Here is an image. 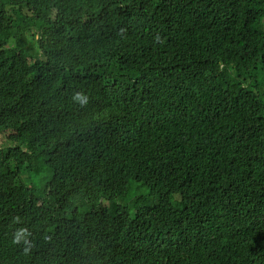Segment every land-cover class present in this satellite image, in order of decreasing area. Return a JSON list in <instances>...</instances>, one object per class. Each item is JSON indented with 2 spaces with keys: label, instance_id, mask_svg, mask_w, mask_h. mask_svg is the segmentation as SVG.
I'll return each mask as SVG.
<instances>
[{
  "label": "trees",
  "instance_id": "obj_1",
  "mask_svg": "<svg viewBox=\"0 0 264 264\" xmlns=\"http://www.w3.org/2000/svg\"><path fill=\"white\" fill-rule=\"evenodd\" d=\"M7 130L0 199L80 167L151 201L59 222L33 201L0 264H264V0H0Z\"/></svg>",
  "mask_w": 264,
  "mask_h": 264
},
{
  "label": "clouds",
  "instance_id": "obj_2",
  "mask_svg": "<svg viewBox=\"0 0 264 264\" xmlns=\"http://www.w3.org/2000/svg\"><path fill=\"white\" fill-rule=\"evenodd\" d=\"M26 132L18 130H7L0 134V148L13 146L17 147L23 140ZM105 155L114 163L118 160L116 155L105 151ZM18 180V179H17ZM39 181V187L32 186V181H25L27 189L21 188L15 184L12 177L8 179L6 190L3 198L0 199V239L11 240L13 225L7 221L9 214H15L21 210H28L31 203L34 201L46 220L59 222L65 217L73 215L87 216L92 211L100 206L108 207V197L117 199L121 196L122 183L116 182V177L110 172L96 176L91 182L95 190H85L84 186L90 183L86 180L83 171L78 170V176L70 183L55 182L52 179ZM28 190L29 193H28ZM78 198H83L88 201L90 207L87 211L81 213L75 207L74 201ZM115 206V204H113ZM137 211L140 209L136 208ZM31 234L30 230L22 228L18 236ZM28 253V252H26ZM22 260L25 264H36L38 262L34 257L26 256ZM14 260L5 263L11 264ZM54 264H60L58 260Z\"/></svg>",
  "mask_w": 264,
  "mask_h": 264
},
{
  "label": "rangeland",
  "instance_id": "obj_3",
  "mask_svg": "<svg viewBox=\"0 0 264 264\" xmlns=\"http://www.w3.org/2000/svg\"><path fill=\"white\" fill-rule=\"evenodd\" d=\"M39 181L36 179L32 180V186L38 188L39 187ZM150 196V189L147 187L143 188H134L131 192H129L127 195H124L122 197H118L115 200V203L117 205H120L121 207L126 208L127 212H129L130 215H133L136 211V208L141 202L146 199L148 201H151L149 199ZM75 207L79 210V212L83 213L87 211L90 207V204L87 200L83 198H78L74 201Z\"/></svg>",
  "mask_w": 264,
  "mask_h": 264
}]
</instances>
